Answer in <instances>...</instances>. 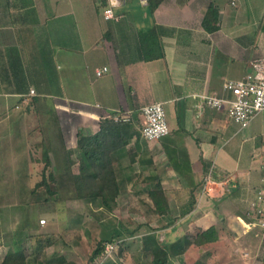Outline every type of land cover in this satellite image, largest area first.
<instances>
[{
  "label": "crops",
  "instance_id": "1",
  "mask_svg": "<svg viewBox=\"0 0 264 264\" xmlns=\"http://www.w3.org/2000/svg\"><path fill=\"white\" fill-rule=\"evenodd\" d=\"M127 1L117 10L120 21L109 22L102 37L90 29L89 36L78 32L75 41L57 30L56 21L91 27L92 8L84 0L77 7L74 0H0V106L19 107L26 96H48L57 111L73 114L75 126L58 119L66 123L63 133L75 172L79 129L93 135L101 118L129 115L140 137L115 151L112 164L122 194L143 190L142 202H150L152 179L161 182L170 205L161 217L168 224L157 229V237L160 232L169 240L161 242L220 222V239L227 232L244 246L243 237L256 223L248 221L246 209L250 189L261 183L262 157L260 169L254 150L245 162V151L229 146L233 134L227 138L231 121L226 112L199 106L200 95L220 94L224 82L241 78L252 60L264 58V0H237L236 5L231 0H163L154 9L148 0H130L129 6ZM209 9L217 15L210 31L203 24ZM44 58L58 64L48 89L40 78L48 72L42 68ZM103 66L109 70L97 76ZM89 70L98 78L91 80ZM35 88L39 94H31ZM154 102L169 106L175 119L167 136L146 141L141 110ZM260 124L256 135L264 140V116ZM259 143L255 147L264 151ZM191 203L193 209L182 214Z\"/></svg>",
  "mask_w": 264,
  "mask_h": 264
},
{
  "label": "rangeland",
  "instance_id": "2",
  "mask_svg": "<svg viewBox=\"0 0 264 264\" xmlns=\"http://www.w3.org/2000/svg\"><path fill=\"white\" fill-rule=\"evenodd\" d=\"M84 1L92 8L91 27L73 28L74 23L71 21V25L61 24L64 20L56 21L57 30L61 33H69V40L71 38L76 41L78 32L82 34V31L84 36H89L90 29L96 30L102 37L109 28L110 23L104 20L102 15L101 1ZM74 3L76 7L80 5L78 0H74ZM129 4L130 0L127 1L128 6ZM126 9L129 10L128 7ZM52 29L56 31L55 28ZM45 61L49 64L47 69L53 75L58 64L49 59ZM94 71L89 70L91 80L98 78L94 75ZM35 92L39 94L38 89ZM38 98L39 101H35L31 95L26 96V100L24 99L19 107L0 106V257L5 256L10 249L18 248L20 244L31 261L35 244L33 234L42 232L57 239L55 244L47 249L49 255L61 253L67 257L69 264H87L99 239L103 237L111 239L114 230L117 229L127 232L123 237L126 239L119 242V245L125 249L124 255L118 257L119 247L116 245L114 252L107 255L101 264L116 261L122 264H149L150 256L142 252L143 233L150 231V226L159 229L168 223H164L161 217L151 212L145 201L142 202L146 198L143 190H138V194L132 191L119 196L113 211L89 205L84 200L76 199L65 189L59 190L56 195L49 194L45 188L34 191L36 184L43 178L46 164L43 159V148H49L51 160L47 173L53 170L56 175L60 174L58 169L63 166L64 161L62 144L66 145L63 133L64 124L66 125L64 120L74 126L78 122L75 116L71 117L73 114H66L62 109L57 111L53 106L54 99L51 97ZM164 107L170 124L175 119L174 113L166 104ZM59 116L64 120L60 121ZM263 116L260 115L248 128L241 131H238L239 126L229 119L231 122L226 133L227 138L233 134L232 140L229 141L233 151L236 153L239 152L238 149L245 151V162L254 150L258 159L255 164L256 169H260V159L263 154L260 147H255V141L260 142L261 146L264 145V140L257 138L259 134L256 135L261 131L260 122ZM60 132L63 136L62 140L59 137ZM49 183L51 188L56 190V184L51 181ZM250 190L248 196L251 204L246 209L250 215L247 214L249 218L247 219L257 222L258 209H264V187L262 188L260 183ZM260 190L262 193H259ZM260 195L263 196L262 200L259 198ZM259 203L262 206H259ZM241 211L244 212L245 208H241ZM260 217L264 218V212ZM41 220H45V223ZM254 224H250L251 233L243 237L244 246L236 243L227 232L225 235L222 234V238L213 245L217 255L210 256L208 264H264V228L260 229ZM218 226L221 227L220 222ZM130 231L133 234H130ZM158 234L160 241L169 240L164 234L160 232ZM128 235L135 237L129 238ZM222 255L223 258L220 257ZM196 258L197 253L194 251L185 259L191 263ZM170 264H182V261L176 258Z\"/></svg>",
  "mask_w": 264,
  "mask_h": 264
},
{
  "label": "trees",
  "instance_id": "3",
  "mask_svg": "<svg viewBox=\"0 0 264 264\" xmlns=\"http://www.w3.org/2000/svg\"><path fill=\"white\" fill-rule=\"evenodd\" d=\"M163 0H148L151 9L156 8ZM106 4V0H102V5ZM213 18H217L214 10L209 9L205 19L204 26L207 30H214L216 27L211 26L210 22ZM15 61L14 63H16ZM42 68L47 69L48 62L42 60ZM41 73L40 78L45 86H50L53 81L54 74ZM24 82V81H23ZM26 91L29 86L26 84ZM45 93V92H41ZM40 97V96H38ZM35 97V101L39 98ZM136 136L140 137V131L135 128L132 119L128 121L116 119L114 116L103 117L100 119L99 130L93 135H87L79 129L78 132V149L80 152L79 167L75 172L73 170L74 162L72 161L73 151L66 148L62 144L63 150V166L59 168L60 174L56 175L53 170L49 169L51 160L49 156V148H43V159L45 167L43 178L35 186V192L41 188L51 194L56 195L59 190H67L72 193L76 199L84 200L89 205H96L113 211L117 205L119 196L122 194V188L118 185L117 174L113 167L112 154L128 145L130 139ZM59 137L62 140L61 132ZM57 172V171H56ZM48 174V175H47ZM54 182L57 186L53 190L49 182ZM150 202H145L151 212L158 217L167 215L170 211V205L165 194V190L158 178L152 179L151 188L147 192ZM47 201V199H46ZM195 204L182 210V214L187 213ZM141 226V225H139ZM166 226V225H164ZM151 230L142 236V252L150 256L149 264H170L171 261L178 258L182 264H208L210 256H216L217 250L213 247L220 240L222 228L218 225L211 226L207 230L198 232L197 234H186L177 240L163 244L157 237V227L150 226ZM117 231V229H116ZM127 232H114L111 239L103 237L99 239L95 249L88 259L87 264H101L106 259L108 252L107 247L110 244H120L119 236H124ZM133 234V232H131ZM35 244L32 249V260H29L28 254L22 249V246L10 249L4 256L0 264H69L67 257L61 253H53L49 255L47 249L55 244L57 239L54 236L37 232L33 234ZM117 255L123 257L125 249L118 245ZM202 250V252H201ZM196 251L197 258L189 263L185 258ZM224 255L220 256L223 258ZM219 257V258H220ZM109 264H120L117 261Z\"/></svg>",
  "mask_w": 264,
  "mask_h": 264
},
{
  "label": "built area",
  "instance_id": "4",
  "mask_svg": "<svg viewBox=\"0 0 264 264\" xmlns=\"http://www.w3.org/2000/svg\"><path fill=\"white\" fill-rule=\"evenodd\" d=\"M102 3V0H100ZM126 0H106L103 5L102 15L108 22H119L121 16L117 10ZM233 5L237 0H231ZM109 70L108 66H103L96 70L97 76H102ZM35 93V90H31ZM202 100L199 106L201 110L209 108L217 111H225L228 118L239 126V129H246L260 114L264 113V58L251 61L249 71L239 79H230L223 83L220 94L200 95ZM144 118L142 136L146 141H157L167 136L170 127L167 121L166 110L161 102H154L145 105L141 110ZM116 119L128 121L129 115H115ZM261 187H264V151L261 163ZM262 193V190L259 191ZM262 195L259 198L262 200ZM255 204V203H254ZM261 204L259 203V206ZM262 206V205H261ZM264 209L259 208L257 213L259 219L254 225L264 228ZM261 214V215H260ZM45 223V220H41ZM116 244L107 247L106 256L114 252Z\"/></svg>",
  "mask_w": 264,
  "mask_h": 264
}]
</instances>
